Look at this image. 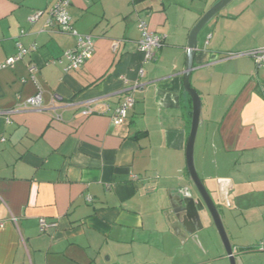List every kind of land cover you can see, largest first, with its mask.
Wrapping results in <instances>:
<instances>
[{
	"label": "crops",
	"instance_id": "obj_1",
	"mask_svg": "<svg viewBox=\"0 0 264 264\" xmlns=\"http://www.w3.org/2000/svg\"><path fill=\"white\" fill-rule=\"evenodd\" d=\"M56 1L0 0V63L16 53V43L35 46L0 70V264L223 258L220 252L192 256L191 241L171 227L168 214V196L190 186L188 35L218 0H70L73 29L91 36L95 48L69 72L46 65L75 45L73 37L46 27ZM37 11L41 17L29 24ZM139 19L164 38L152 62L137 49ZM196 44L189 77L201 101L195 167L229 207L224 222L236 264H255V257L264 264V68L242 55L264 47V0H233ZM30 66L37 67L34 81ZM38 91L43 109H22ZM126 94L134 105L125 123L114 126L111 114ZM88 108L96 113L82 116ZM209 157L218 178L213 189L205 172ZM41 218L55 226L41 232Z\"/></svg>",
	"mask_w": 264,
	"mask_h": 264
},
{
	"label": "water",
	"instance_id": "obj_2",
	"mask_svg": "<svg viewBox=\"0 0 264 264\" xmlns=\"http://www.w3.org/2000/svg\"><path fill=\"white\" fill-rule=\"evenodd\" d=\"M233 0H218L194 25L188 35L187 54L183 73V90L192 102L191 125L185 147L186 171L190 186L177 190L168 196L170 225L176 231H183L182 238L194 241L198 234L209 224V218L219 236L229 264H236L233 248L222 223L221 216L214 205L210 192L198 175L194 161V148L197 131L201 119V101L196 91L190 87L189 77L193 66V58L197 50V37L200 31ZM59 118H57L58 120ZM220 203H223L219 193Z\"/></svg>",
	"mask_w": 264,
	"mask_h": 264
},
{
	"label": "built area",
	"instance_id": "obj_3",
	"mask_svg": "<svg viewBox=\"0 0 264 264\" xmlns=\"http://www.w3.org/2000/svg\"><path fill=\"white\" fill-rule=\"evenodd\" d=\"M70 4V0H57L47 10L46 27L50 28L55 26L57 31L62 34H67L74 38L75 45L71 50L66 51L62 56L56 59H52L46 62V65H62L64 72L74 71L80 69L93 55L95 43L91 36L80 35L72 27L71 19L68 14L67 8ZM43 12L37 11L31 14L27 21L32 24L39 20ZM137 30L140 34V38L137 42V49L143 55L144 62H152L156 59L157 52L162 48L164 44V38L159 36L148 29L147 23L143 19L137 21ZM118 43L112 44V50L117 49ZM35 46H31L29 49L23 48L20 43H16V53L0 63V70L11 68L15 62L23 59L30 51H34ZM238 54L227 53L225 58H233ZM252 59L257 68H264V47L251 50L242 54ZM37 72V67L30 66L28 68V77L34 81V74ZM138 76H142V71H138ZM26 79H21V83H25ZM137 87H141L136 85ZM134 99L132 96L126 94L124 100L111 114V122L114 126H121L125 123L128 111L133 107ZM75 106V105H73ZM22 109L41 111L42 97L41 92H37L34 96L28 98L23 105ZM94 112L91 108L81 112L82 116H89ZM90 201V198H87ZM54 223H47L43 218L39 219V229L41 232L46 231L49 227H54Z\"/></svg>",
	"mask_w": 264,
	"mask_h": 264
},
{
	"label": "rangeland",
	"instance_id": "obj_4",
	"mask_svg": "<svg viewBox=\"0 0 264 264\" xmlns=\"http://www.w3.org/2000/svg\"><path fill=\"white\" fill-rule=\"evenodd\" d=\"M210 157L209 160L205 163V172L206 174H210L212 175V189H213V184L215 186V182L218 180V178H215V176L213 175V164L210 162ZM201 175V174H199ZM204 182V184L206 183L204 180H202ZM207 190L210 192L212 200L214 202V205L216 206L221 219H222V223L224 225L225 231L226 233L228 232L229 234V227L227 225V230H226V222H224V217L226 216L229 207H227V204H223L220 203L217 194L213 191H211L207 184H205ZM209 226H207V223L205 222V227L204 229H202V231H200L197 234V237L194 239V241H191L190 243H188V252L189 253H193L192 256H195V253H201V256L204 257V259H206L207 257H217V255H222L223 258L221 259H216L213 262H210L209 264H229L226 256H225V251L224 248L222 246V243L219 239V236L215 230V227L212 224L211 219L209 218ZM209 227V228H208ZM227 234V236H228ZM229 238V236H228ZM259 247V246H258ZM199 251H198V250ZM205 251L207 254H204ZM204 254V255H203ZM256 259V263L255 264H261L263 263V261L260 259L259 257H255ZM192 262V258L190 259H181L178 261H174L173 264H190ZM238 264V263H237Z\"/></svg>",
	"mask_w": 264,
	"mask_h": 264
},
{
	"label": "flooded vegetation",
	"instance_id": "obj_5",
	"mask_svg": "<svg viewBox=\"0 0 264 264\" xmlns=\"http://www.w3.org/2000/svg\"><path fill=\"white\" fill-rule=\"evenodd\" d=\"M175 231H176V229H174ZM180 231V230H179ZM181 232H183V231H181Z\"/></svg>",
	"mask_w": 264,
	"mask_h": 264
}]
</instances>
